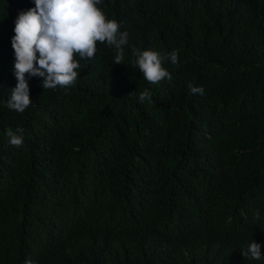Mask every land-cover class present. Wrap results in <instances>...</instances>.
<instances>
[{
	"label": "trees",
	"instance_id": "obj_1",
	"mask_svg": "<svg viewBox=\"0 0 264 264\" xmlns=\"http://www.w3.org/2000/svg\"><path fill=\"white\" fill-rule=\"evenodd\" d=\"M32 7L0 0V264H264L242 255L264 254V0H102L124 64L98 43L70 88L26 77L18 113L11 38ZM133 48L178 50L172 79L148 83Z\"/></svg>",
	"mask_w": 264,
	"mask_h": 264
},
{
	"label": "clouds",
	"instance_id": "obj_2",
	"mask_svg": "<svg viewBox=\"0 0 264 264\" xmlns=\"http://www.w3.org/2000/svg\"><path fill=\"white\" fill-rule=\"evenodd\" d=\"M34 7L22 10L15 20L11 45L14 50V75L17 84L12 88L7 107L23 113L32 104L26 77L42 78L43 89L70 88L80 75V60L94 58L97 44L106 43L114 49V64H124V49L129 43V33L121 31V23L109 19L99 5L102 0H33ZM134 67L150 84L171 80L164 67L166 60L178 64V50L161 54L155 50L132 49ZM79 57V59H77ZM192 94H204L203 87L188 84ZM139 101L152 100L146 88ZM24 129L6 131L8 143L21 147ZM260 219L259 211L254 214ZM243 257L261 260V245L254 240L242 251ZM25 264H36L30 259Z\"/></svg>",
	"mask_w": 264,
	"mask_h": 264
}]
</instances>
